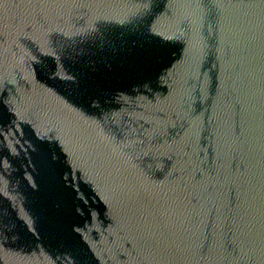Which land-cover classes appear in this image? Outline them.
I'll list each match as a JSON object with an SVG mask.
<instances>
[{"label": "water", "instance_id": "95a60500", "mask_svg": "<svg viewBox=\"0 0 264 264\" xmlns=\"http://www.w3.org/2000/svg\"><path fill=\"white\" fill-rule=\"evenodd\" d=\"M0 264H264V0H0Z\"/></svg>", "mask_w": 264, "mask_h": 264}]
</instances>
